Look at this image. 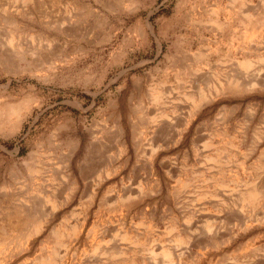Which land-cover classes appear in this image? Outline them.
<instances>
[{
    "label": "rangeland",
    "instance_id": "rangeland-1",
    "mask_svg": "<svg viewBox=\"0 0 264 264\" xmlns=\"http://www.w3.org/2000/svg\"><path fill=\"white\" fill-rule=\"evenodd\" d=\"M78 1L0 0V264H264V0Z\"/></svg>",
    "mask_w": 264,
    "mask_h": 264
},
{
    "label": "bare ground",
    "instance_id": "bare-ground-1",
    "mask_svg": "<svg viewBox=\"0 0 264 264\" xmlns=\"http://www.w3.org/2000/svg\"><path fill=\"white\" fill-rule=\"evenodd\" d=\"M44 1V0H43ZM53 2H59L60 0H52ZM70 3L77 9H83L85 12H89V8L84 6V7H79V1L78 0H69ZM83 6V5H82ZM37 11V10H36ZM13 17V16H12ZM70 18V16L68 17ZM68 21V20H67ZM65 22V21H64ZM71 22L69 21V24ZM77 23V22H76ZM255 23V22H254ZM245 24V23H244ZM243 24V25H244ZM147 25V24H146ZM246 25V24H245ZM149 27L150 30H152V25L148 24L147 25ZM147 27V28H148ZM73 31V29L71 30ZM149 32V31H148ZM68 33V32H67ZM72 33V32H71ZM74 33V32H73ZM151 33V32H150ZM8 59V58H7ZM248 67L247 62L242 63V65H240V67ZM232 68V67H231ZM243 72V71H242ZM257 75V74H256ZM249 80V79H248ZM255 80V79H254ZM261 82V81H260ZM263 84V83H262ZM246 85V83H245ZM229 89H237L234 86H228ZM248 87V86H247ZM196 89V88H195ZM158 99V98H157ZM31 98L27 97L21 100V102L19 103H7V104H3L2 106H0V128L2 129L3 126H9V130L11 132L14 133L15 130H17L20 126L21 123H23L24 119L26 118V115L28 114V107L30 104ZM28 116V115H27ZM159 128V127H158ZM75 141V140H74ZM75 144V143H74ZM90 158V157H89ZM90 163V162H89ZM94 168V167H93ZM79 173V171H78ZM77 174V173H76ZM75 172H71V176H72V180L75 184H77L78 182V175H76ZM81 174V173H80ZM89 174V172H88ZM84 176H87L85 174H81ZM88 178V177H87ZM86 179V178H85ZM263 179V178H262ZM91 181V180H90ZM263 181V180H262ZM260 183V182H259ZM90 185V184H89ZM261 185V184H260ZM262 186L264 187V183L262 184ZM256 188V187H255ZM258 188V187H257ZM257 189H255L253 191V193H256ZM89 191V190H88ZM30 207V206H29ZM5 215H6V219H5V223L7 224L8 227H10L11 229L15 230L16 233L15 234H9L8 236L5 235V233L3 232V225L0 224V242L3 243H15L17 245H19V243H21L23 240L27 239L28 236L32 233V232H36L37 230H39L40 228V224L39 222H36L35 219H30V216L25 215V211L23 208L21 207H14L12 209H8L5 208ZM212 227V226H211ZM206 232V231H204ZM211 232V230H210ZM218 234V233H217ZM60 236V234H57ZM51 237V236H50ZM57 237V236H56ZM54 237V238H56ZM53 239V238H52ZM59 238H57L58 240ZM56 240V239H55ZM56 240V241H57ZM59 242V241H58ZM1 243V244H3ZM6 244V245H7ZM178 244V243H177ZM53 246V245H52ZM18 248V247H17ZM55 250V249H54ZM153 252L151 251V254ZM151 256V255H150ZM59 257V256H58ZM163 259L165 262H167V264H171L172 261V256H171V252L167 251L163 253ZM177 260V259H176ZM48 263L50 264V259H47ZM45 263V262H44ZM46 263V264H48ZM52 264H57L55 262H53Z\"/></svg>",
    "mask_w": 264,
    "mask_h": 264
},
{
    "label": "crops",
    "instance_id": "crops-1",
    "mask_svg": "<svg viewBox=\"0 0 264 264\" xmlns=\"http://www.w3.org/2000/svg\"><path fill=\"white\" fill-rule=\"evenodd\" d=\"M157 113H159V112H157ZM151 115V114H150ZM153 115V114H152Z\"/></svg>",
    "mask_w": 264,
    "mask_h": 264
}]
</instances>
